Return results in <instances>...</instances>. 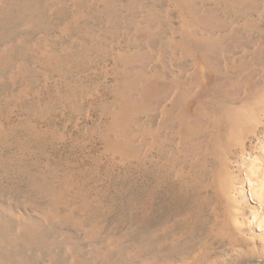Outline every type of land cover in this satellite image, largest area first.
<instances>
[{
    "label": "rangeland",
    "instance_id": "374dc122",
    "mask_svg": "<svg viewBox=\"0 0 264 264\" xmlns=\"http://www.w3.org/2000/svg\"><path fill=\"white\" fill-rule=\"evenodd\" d=\"M0 264H264V0H0Z\"/></svg>",
    "mask_w": 264,
    "mask_h": 264
}]
</instances>
